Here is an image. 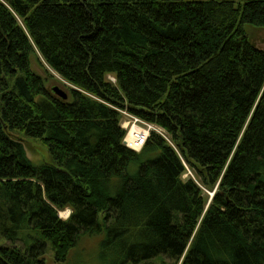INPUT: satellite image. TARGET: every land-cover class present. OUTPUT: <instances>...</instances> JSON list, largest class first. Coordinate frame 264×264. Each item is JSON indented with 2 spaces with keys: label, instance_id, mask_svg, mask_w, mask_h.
Returning a JSON list of instances; mask_svg holds the SVG:
<instances>
[{
  "label": "trees",
  "instance_id": "16d2710c",
  "mask_svg": "<svg viewBox=\"0 0 264 264\" xmlns=\"http://www.w3.org/2000/svg\"><path fill=\"white\" fill-rule=\"evenodd\" d=\"M246 26L264 0H0V264H63L93 233L103 264H264V49ZM120 110L166 137L125 147Z\"/></svg>",
  "mask_w": 264,
  "mask_h": 264
},
{
  "label": "rangeland",
  "instance_id": "374dc122",
  "mask_svg": "<svg viewBox=\"0 0 264 264\" xmlns=\"http://www.w3.org/2000/svg\"><path fill=\"white\" fill-rule=\"evenodd\" d=\"M246 34L249 40L257 47L264 49V28L246 26L245 27ZM39 61L42 63L43 67H45L51 76L46 75L43 72V68H40L36 65V62L33 60L32 66L34 70L40 73L43 77H45V85L48 89L53 86H57L66 93H68L67 88L69 85L63 81L56 73L50 70L43 62L41 56L37 54ZM107 78L114 82V78L111 75H108ZM121 114V127L126 126V132L129 130L131 125L133 124V120L131 119V114L127 113L126 111L120 110ZM138 129H146L145 123H137L135 124ZM123 128V127H122ZM125 132V133H126ZM159 135L163 136L164 133L159 132ZM15 137L20 139L21 143L23 144L24 152L26 158L34 165H38L44 161H49V154L47 151L46 146L37 139H32L29 137L24 136L22 133L13 132ZM192 178L195 179L191 171L185 167V172L182 174L181 178ZM206 193L210 196L213 192L206 191ZM70 210L64 209L58 212V217L61 219H66L69 215ZM102 239L101 233H93V234H84L82 235L76 245L68 252L66 260L63 264H103L102 257L100 254V240ZM0 243L3 244L5 241L0 238ZM44 264H58L54 261L53 255L50 251H47L44 255Z\"/></svg>",
  "mask_w": 264,
  "mask_h": 264
},
{
  "label": "built area",
  "instance_id": "2783aa9c",
  "mask_svg": "<svg viewBox=\"0 0 264 264\" xmlns=\"http://www.w3.org/2000/svg\"><path fill=\"white\" fill-rule=\"evenodd\" d=\"M130 117L133 120V124L131 125V127L129 128L127 132L125 131L126 133L122 139V143L125 147L131 150L138 151L143 146L150 131H154L156 133L162 132V130L156 125L152 123H148L136 117L135 115L131 114ZM137 123H145L146 129H138L137 126H135V124ZM122 127L124 130H126L125 125Z\"/></svg>",
  "mask_w": 264,
  "mask_h": 264
},
{
  "label": "water",
  "instance_id": "95a60500",
  "mask_svg": "<svg viewBox=\"0 0 264 264\" xmlns=\"http://www.w3.org/2000/svg\"><path fill=\"white\" fill-rule=\"evenodd\" d=\"M50 91L52 93H54L56 96L60 97L61 99L63 100H66L67 99V93L65 91H63L62 89H60L59 87L57 86H53L50 88ZM212 195V194H211ZM210 195V196H211Z\"/></svg>",
  "mask_w": 264,
  "mask_h": 264
}]
</instances>
